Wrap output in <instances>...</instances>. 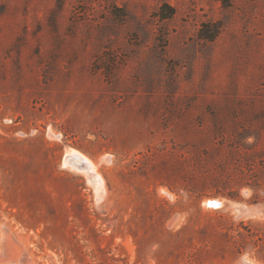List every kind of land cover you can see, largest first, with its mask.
<instances>
[{
	"label": "rangeland",
	"instance_id": "obj_1",
	"mask_svg": "<svg viewBox=\"0 0 264 264\" xmlns=\"http://www.w3.org/2000/svg\"><path fill=\"white\" fill-rule=\"evenodd\" d=\"M245 257L264 264V0H0V264Z\"/></svg>",
	"mask_w": 264,
	"mask_h": 264
},
{
	"label": "trees",
	"instance_id": "obj_2",
	"mask_svg": "<svg viewBox=\"0 0 264 264\" xmlns=\"http://www.w3.org/2000/svg\"><path fill=\"white\" fill-rule=\"evenodd\" d=\"M174 15V9L169 7L168 5H163L158 13V16L161 20H166L171 18ZM219 34V27L217 25H206L200 31V38L204 41L211 42L215 40V38Z\"/></svg>",
	"mask_w": 264,
	"mask_h": 264
},
{
	"label": "water",
	"instance_id": "obj_3",
	"mask_svg": "<svg viewBox=\"0 0 264 264\" xmlns=\"http://www.w3.org/2000/svg\"><path fill=\"white\" fill-rule=\"evenodd\" d=\"M208 206L210 208H215V209L222 207V205L220 203H215L214 201L213 202H210L208 204ZM240 264H253V263L248 258L245 257V258H243L241 260Z\"/></svg>",
	"mask_w": 264,
	"mask_h": 264
},
{
	"label": "bare ground",
	"instance_id": "obj_4",
	"mask_svg": "<svg viewBox=\"0 0 264 264\" xmlns=\"http://www.w3.org/2000/svg\"><path fill=\"white\" fill-rule=\"evenodd\" d=\"M71 156H72V155H71ZM76 160H77V159H76ZM78 160H80V159H78ZM82 161H83V160H82ZM65 162H66V161H65ZM77 162H78V161H77ZM66 163H67V162H66ZM83 163H84V162H83ZM89 166H90V165H89ZM86 169H87V168H86ZM86 169H85V170H86ZM91 170H92V169H91ZM90 172H91V171H90ZM88 175H89V174H88ZM90 175H92V173H90ZM88 177H89V179H90V176H88ZM96 177H97V176H96ZM95 182H96V181H95ZM99 182H100V181H99ZM96 183H97V182H96ZM96 183H95V184H96ZM95 188H96V187H95ZM215 203H220V204L222 205V203H221L220 201L215 202ZM208 204H209V203H206V205H208ZM208 207H209V206H208ZM4 232H5V231H4ZM2 240H3V242H4V241H5V238L3 237Z\"/></svg>",
	"mask_w": 264,
	"mask_h": 264
}]
</instances>
